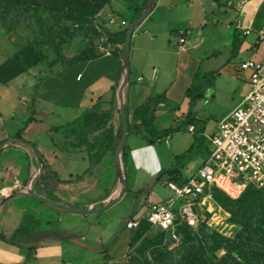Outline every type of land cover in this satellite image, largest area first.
I'll list each match as a JSON object with an SVG mask.
<instances>
[{
    "label": "crops",
    "instance_id": "0c3cea01",
    "mask_svg": "<svg viewBox=\"0 0 264 264\" xmlns=\"http://www.w3.org/2000/svg\"><path fill=\"white\" fill-rule=\"evenodd\" d=\"M112 9L129 26L133 3L116 0ZM263 26L264 0H158L133 33L130 80L123 90L121 37L88 61L0 81V142L25 127L34 110L24 137L36 144L47 174L43 179L39 158L18 141L0 151V264H114L135 248L128 221L144 217L148 202L164 200L157 188L170 175L159 180L160 173L194 143L190 120H201L208 92L213 100L228 96L227 116L250 91V72L240 64L264 59ZM110 29L123 27L118 22ZM196 81L198 90L205 81L208 87L193 97L191 109ZM122 92L129 123L149 96H165L156 126L176 128L155 144L128 133L121 154L123 184L116 153L106 147L122 128ZM194 126L208 133L206 125ZM33 189L77 208L117 202L101 213H75L36 198ZM21 226L25 231L12 239Z\"/></svg>",
    "mask_w": 264,
    "mask_h": 264
},
{
    "label": "rangeland",
    "instance_id": "374dc122",
    "mask_svg": "<svg viewBox=\"0 0 264 264\" xmlns=\"http://www.w3.org/2000/svg\"><path fill=\"white\" fill-rule=\"evenodd\" d=\"M115 1L0 0V70L4 71V78L10 76L8 69L13 64L11 56L26 47H34L53 59L56 44H60L63 53L70 59L82 57L92 50L106 52L113 44L109 32L121 34L118 40L121 37L123 42L122 34H125L127 27L122 25L123 29L119 32L110 29L118 24L110 23L111 16L117 17L119 22L122 20L113 12L112 4ZM135 1L138 4L142 2ZM71 34L74 37L69 40ZM44 66L49 67L45 62L26 74H34ZM14 68L12 76L23 74L16 64ZM205 83L204 88L199 90V81L194 83L190 93L191 102L198 92L207 89ZM206 98L200 111L201 120L196 122V126L206 125L210 133L226 117L230 104L228 96L213 100V93L208 92ZM214 125L216 127L212 129ZM201 133L203 131L190 132V139H195V134ZM207 141L201 150L183 161L186 166L182 171L185 179L196 173L207 157L211 149ZM157 194L163 199L172 194L164 178L159 182ZM226 197L231 200L227 206L224 203ZM202 222L203 229L196 231L197 238L191 247L183 242L176 245L169 235L151 228L142 244L135 247L134 264H152L157 258L163 260L164 264H264V195L261 192L247 191L234 199L219 194L204 213ZM220 237L228 241L234 251L219 249L210 257L206 250L207 242L214 245V238Z\"/></svg>",
    "mask_w": 264,
    "mask_h": 264
},
{
    "label": "built area",
    "instance_id": "2783aa9c",
    "mask_svg": "<svg viewBox=\"0 0 264 264\" xmlns=\"http://www.w3.org/2000/svg\"><path fill=\"white\" fill-rule=\"evenodd\" d=\"M118 22L117 17H110V23ZM120 23L126 25L125 20ZM259 38L264 44V26ZM240 68L250 72L251 89L215 130L205 134L211 144L207 158L185 180L164 178L172 194L164 200L148 202L147 214L129 220V228H138L145 218L177 245L182 242L180 228L200 226L216 191L234 199L250 187L264 188V59L243 61ZM189 130L194 132L196 127L191 124ZM135 257L132 248L114 264L131 263Z\"/></svg>",
    "mask_w": 264,
    "mask_h": 264
},
{
    "label": "trees",
    "instance_id": "16d2710c",
    "mask_svg": "<svg viewBox=\"0 0 264 264\" xmlns=\"http://www.w3.org/2000/svg\"><path fill=\"white\" fill-rule=\"evenodd\" d=\"M128 1L133 3L134 9H135V14H134V16L131 19L130 24H129V26H130L131 23L135 19H137L147 9V7L150 3V0H142V2L140 4H138L137 1H135V0H128ZM129 26H127V28L124 32L125 34H122V37L124 36V40L122 42L124 45L126 42V37H127L128 30H129ZM119 35L121 36V34H119V33L109 32L110 41L113 44H116L118 41ZM69 36H70L69 40L74 37V35H72V34ZM122 52H123V50H122ZM234 52H235V48H234ZM99 53L100 52H96V51L92 50L91 52L83 55L82 57L74 56V57L68 59L62 51L61 45L56 44L55 57L53 59H50L48 56H46L42 52L36 50L34 47H26V48L18 51L17 53H14L11 56V62L13 64H11L9 66V69H8V73L10 74L9 78H4V76H3L4 71L0 70V81L8 82L12 78L15 77V75L12 76V74L14 73L13 71H15L14 70L15 69L14 64H16L19 67L20 72L26 73V72H31L35 67H37L38 65L43 64L45 62L48 64V66L50 68H53L54 66H56L58 64H71V63H74L77 61H88V60L96 57ZM38 71H40V70H38ZM210 82H211V80H210ZM164 101H165V96H153V95H151L146 99V101L143 104L137 106L134 110V113H133L132 122L131 123L128 122L129 132L136 134L138 137L144 139L146 142H148L150 144H155L158 141H161L163 138L174 133L176 131L175 127L160 130V129H158V127L156 126V123H155L157 108ZM193 102H194V100L191 102V109H193ZM191 112H190V118L192 117ZM34 113L35 112L33 110L32 115L26 121L25 127L20 129L12 138H10L8 140H4L0 143L5 142V145L3 146V147H5L7 145H10L13 142L18 141V142L22 143L23 145H25L26 147L30 148L32 151H34L35 155L40 160L41 169L43 171L41 176L44 179V178H47V174H46V170H45L46 162L42 159L41 154H40L36 144L27 140L24 137L27 126L34 119ZM90 115L88 117H91ZM103 121H104V119H102V122ZM190 123H192L193 125H196V122L193 119L190 120ZM122 131H123V128L120 129L119 134H118L113 146H111V144H109V146H106L109 148L112 147V150L115 153L117 150L118 143H119L121 136H122ZM100 138L103 139L102 144H104L108 140L106 133H105V135H103V137H100ZM207 140H208L207 137L203 133L196 134L195 135V141L192 144V146L188 150L183 152L182 154L177 155L175 157L176 163L174 164V166L172 168L164 169L161 171L160 176H159V180L165 174H169L170 178L175 180V181H182L183 179H185L183 177V173L181 171V168L184 166L183 161L188 159L193 153L201 150L205 146V143ZM207 142H209V140ZM3 147H1L0 150ZM210 150L211 149L209 148L207 156L209 155ZM205 158H207V157H205ZM247 191H259L264 195V188L258 189L255 187H250L245 192H247ZM221 193L222 192L216 191L215 192V198ZM228 201H231V200L228 197H226L224 199L225 206H227L226 204ZM203 226H204V223L202 222L197 229L191 228L189 226L181 227L180 233L182 234V242L185 245H188L191 247L193 242L197 238L196 231L203 229ZM151 228H152L151 224L145 218L141 219L140 226L135 229V233H134V236L132 239V247H136V245L148 235ZM24 231H25V227L21 226L17 230L15 236L12 239H15V237L17 235L22 234ZM162 233H164V232H162ZM212 237H214V236H212ZM213 243H214V245L207 242V245H206V250L208 251V255L210 257L214 256L215 250L225 249L227 252H233L234 251L232 246L228 243V241H226L225 239H223L221 237L220 238H214ZM144 260H146V259L144 258ZM152 264H164V262H163V260L157 258L156 261H154Z\"/></svg>",
    "mask_w": 264,
    "mask_h": 264
},
{
    "label": "water",
    "instance_id": "95a60500",
    "mask_svg": "<svg viewBox=\"0 0 264 264\" xmlns=\"http://www.w3.org/2000/svg\"><path fill=\"white\" fill-rule=\"evenodd\" d=\"M158 0H150V3L147 7V9L137 18L135 19L131 25L129 26V30L127 33V37H126V42L123 48V61L125 64V67L127 69V74L126 77L123 81L122 84V90L126 87V85L129 83L130 80V74H131V67H130V52H131V42H132V36L134 31L136 30V28L140 25V23L148 16V14L150 13V11L153 9V7L157 4ZM121 98H122V102H121V116H122V136L121 139L118 143L117 146V150H116V156H117V160H118V168H119V174H120V180L123 183H125V177L123 174V167H122V162H121V154L125 148L126 142H127V138H128V133H129V125H128V117H127V110H126V103L124 100V94L122 92L121 94ZM5 145L4 143H0V148L3 147ZM32 194L33 196H35L36 198L46 201L48 203H51L53 205L59 206L67 211H71V212H75V213H82V214H92V213H101L105 210H107L108 208H110L111 206H113L117 200H114L106 205H104L101 208H77V207H72V206H68V205H62L59 204L57 202L51 201L39 194H37L35 192V190H32Z\"/></svg>",
    "mask_w": 264,
    "mask_h": 264
}]
</instances>
